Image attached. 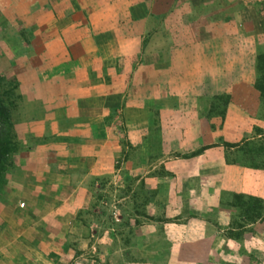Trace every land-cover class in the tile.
I'll list each match as a JSON object with an SVG mask.
<instances>
[{
	"label": "rangeland",
	"instance_id": "obj_1",
	"mask_svg": "<svg viewBox=\"0 0 264 264\" xmlns=\"http://www.w3.org/2000/svg\"><path fill=\"white\" fill-rule=\"evenodd\" d=\"M118 1L125 12L117 0H0V83L7 90L3 100L20 144L13 161L33 179L53 181L50 187L68 179L62 166L71 165L72 172L82 176L91 201L77 213L83 252L77 249L76 254L83 253L91 264H264V93L257 88L264 79V0ZM178 60L177 65L183 62L199 70L200 76L205 71L197 85L204 91H199L195 104L197 117L210 126L217 119L220 128L224 126L228 106L237 98L221 90L238 83L254 90L249 132L236 135L240 140L229 147L225 158L240 169V181L245 168L258 170L254 180L258 185L251 189L250 172L242 191H222L219 203L207 208L206 222L212 226H203V235L199 218L178 216L151 233L138 227L149 220L148 207L146 201L138 202L133 189L144 185L146 175H156L148 166L156 161V169L160 163L170 175L172 166L188 167L208 148L189 152L163 145L162 149V135L161 150L137 165L143 157L137 150L138 125L145 129L146 118L154 120L147 144L156 148L152 135L162 134L165 126L176 131L174 123L188 121L194 109L193 98L187 99L188 107L169 93L168 108L182 111L180 118L166 123L161 109H150L154 87L165 89L168 76H181L183 71L173 69ZM51 68L66 72L52 77L47 74ZM45 95L60 104L52 117H47ZM237 96L236 101L241 97ZM134 101H140V108L131 105ZM64 119L73 122L71 133L62 134L69 129L60 128ZM84 122L91 134L77 137L75 128ZM223 140L221 136V144L229 143ZM84 144L111 152L112 162L103 163L107 169H95L98 156L78 154ZM9 181L0 195V232L4 228L0 243L5 239L24 247L27 242L15 240L22 219L14 215L5 220V213L12 204L28 201L23 193L34 187L28 184L25 189L13 177ZM47 190L56 195V189Z\"/></svg>",
	"mask_w": 264,
	"mask_h": 264
},
{
	"label": "crops",
	"instance_id": "obj_2",
	"mask_svg": "<svg viewBox=\"0 0 264 264\" xmlns=\"http://www.w3.org/2000/svg\"><path fill=\"white\" fill-rule=\"evenodd\" d=\"M117 2L119 3V8L120 6L122 8L121 11H124L122 3L118 0ZM185 58H187V56ZM179 62L180 60L173 64V69L177 72H180V70L183 71L181 72L182 77L168 76L170 78L167 77L166 80H164L165 89L156 85V87H154L155 93L149 97L150 109H161L163 113V121L166 123L169 122L170 118H180L182 116V111L179 109L175 110L168 108V100L171 101V98L167 95L169 93L171 96L173 94L178 95V102H183L184 104L182 105L185 106L186 104L188 107H190V104L187 99L189 97L193 98V101L188 99L191 100L193 104L192 108L194 109L191 112L192 114L186 119L188 121L176 120L177 122L174 123V126L177 128L176 131H171L169 130V127L165 126L160 130L162 131V134H153L152 138H157L156 148L147 144L150 124L151 122H155L146 116L147 121L144 123L149 125H147V128L145 129L143 125H138L137 127L139 129L136 131V133H139L138 145H140L137 150L139 154L143 156L142 160L138 162L137 165L143 164L145 160H147V156L155 155L156 152L161 150V144L162 149L163 145L165 148L172 145L173 150L187 149L189 152L196 151L205 146H208V148L203 153L195 155L191 159V164L188 167H184L183 165H176L177 167L172 166L173 174L170 175L163 170L160 163H158L159 166L157 170L156 161L148 166L149 169H152L150 173L155 170L157 171L156 175H146L144 185L140 188L133 189L136 192L135 196L139 199L138 202H141L142 200L143 202L146 201L148 207L147 213L149 215V220L144 221L142 225H139L138 227L143 231L146 230V232L151 233L154 228H161L164 221L175 219L178 216L183 218L189 217L191 220L195 221H197V219L193 218H199L203 221L201 223L202 231H199V234L203 235V226H209L210 228L212 226L210 223L206 222V220H209L208 217L210 218V212H206L207 208L216 205V202L219 203V196L222 191H225V189L230 192L242 191V184L246 183V176L250 172L251 189H256L254 187L258 185L256 183L257 181H254L258 180L256 178L259 174L258 170L250 169L249 172L247 171L248 169L245 168L242 174L243 180L240 181V169L234 165L227 164L225 158L226 154L229 152V147L231 149L234 148L231 147V145L240 140L236 135H238L239 132V135L249 132L250 119L248 118V113L251 111V106H253V102L250 100V93H253L254 90L251 88L247 91L248 89L244 87L242 88L239 83L232 84L230 87L221 90L226 94H232V97L238 98L237 95L241 97L238 101H236L237 98H233L234 103H231L228 106L225 123L222 128H220L221 120L219 119L210 126L205 121V118L200 119L199 116L197 117L196 111L199 110V105L196 109L197 106L195 104L199 91H202V93L204 91L198 88L197 85L204 80L205 71H201L202 76H200L198 74L199 70H196L195 68L191 69L190 66H184L183 62L182 64L180 63V65H177ZM112 69V67H108V71ZM48 71L49 73L47 74H50L52 77L55 75L60 76L66 72V70L62 68H51ZM189 75H192L193 78H189ZM35 83L38 84V82ZM35 83L34 85H37ZM251 83L252 77L249 79L250 87L252 85ZM81 87L83 88V86ZM73 88L82 90V88L74 85L72 86V89ZM202 89H204V86H202ZM35 92H37V95H41L39 93L40 90H38L37 87L35 88ZM46 98L47 96L45 95V100ZM69 99L76 100L77 98L74 99L71 97ZM44 102L46 104V110L49 111L47 117L54 116L53 110L59 108L60 104H55L52 99L48 98ZM139 104L140 101H134L131 105L140 108L141 105L139 106ZM204 105L205 102H202V108H204ZM241 108H245L246 111L241 110ZM200 113L203 114V112ZM62 122H65V125L62 124ZM62 122L60 124H62L63 127L60 128H69L68 132L62 134L71 133L73 128L70 127L73 122L67 121L66 119ZM19 128L20 127L17 125V129ZM90 128L91 127L87 122H84L83 124L81 123L79 129L75 128V135L81 138L85 135L91 134ZM151 133L152 131L150 134ZM132 134L134 135V131ZM162 135L164 138L163 142L161 141ZM221 136L224 137L223 141L229 143L221 144ZM160 141L162 142L161 144ZM60 145L62 146V144ZM72 153L73 152L71 151L69 152V154ZM78 154L81 156H98L95 161V167H97L95 169L97 171H104L107 169L103 165L105 161H107V163L112 162L111 159H109L111 152L106 147L95 148L88 147L84 144L83 147L80 148ZM59 155L63 156L65 154H63L62 151L61 153L59 152ZM70 166L71 165H69V167L62 166V173H68L67 175H64L68 179L62 180V183L57 182L51 187L49 186V183H52L53 181L50 182L48 179L41 176H37L36 179H33V175H30L28 170H26L28 171L27 173L24 170L25 175L23 182L20 181L19 183H21L25 189H28L26 188L28 187V184H33L34 188L32 187L33 189H31V191H24L23 193L26 194V198L29 197L27 199L28 201H19L14 205L12 204L10 212L5 213V216L7 217L5 220L8 219L10 221L13 219L14 215L22 219L21 233L15 240L27 242V245H24L23 247L21 244L17 247L14 243L10 244L11 240L4 239L5 243H0V264H91L90 259H87V257L84 258L83 253L80 256H77L76 254L77 249L83 252V247L78 245L80 243V238L77 233V227L79 226L77 225L79 222L77 213L79 210L83 209V205L89 204L91 201V193L83 186L85 181L82 179V176L74 174ZM69 168L70 170H67ZM133 170L136 174L138 173L137 169ZM245 172L246 174L244 176ZM47 188L50 190L56 189V195L53 196V191L49 193V190H47L48 192H46L45 190ZM59 190L62 193H60ZM20 203H24L25 206L21 207ZM29 204H31L30 209L28 208ZM48 204L52 205L51 208L45 209ZM225 214H222V216ZM183 226L185 227L184 224ZM3 231L4 228L0 232V235ZM137 234L140 235L139 233ZM200 239L201 237H198V240ZM87 260H89V262H84Z\"/></svg>",
	"mask_w": 264,
	"mask_h": 264
},
{
	"label": "trees",
	"instance_id": "obj_3",
	"mask_svg": "<svg viewBox=\"0 0 264 264\" xmlns=\"http://www.w3.org/2000/svg\"><path fill=\"white\" fill-rule=\"evenodd\" d=\"M264 78V75H263ZM6 84V83H5ZM257 88L264 93V79L257 83ZM7 90L2 89L0 83V195L3 187L9 183L10 178L18 179L23 182L25 172L21 166L13 161L14 154L19 150V142L13 133L14 123L12 121L11 111L3 100ZM236 146L234 144L231 145ZM20 168V170H19ZM16 171H19L15 178ZM78 253V252H77Z\"/></svg>",
	"mask_w": 264,
	"mask_h": 264
},
{
	"label": "built area",
	"instance_id": "obj_4",
	"mask_svg": "<svg viewBox=\"0 0 264 264\" xmlns=\"http://www.w3.org/2000/svg\"><path fill=\"white\" fill-rule=\"evenodd\" d=\"M20 206H21V207H24V206H25V204H24V203H20Z\"/></svg>",
	"mask_w": 264,
	"mask_h": 264
}]
</instances>
